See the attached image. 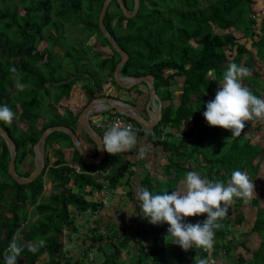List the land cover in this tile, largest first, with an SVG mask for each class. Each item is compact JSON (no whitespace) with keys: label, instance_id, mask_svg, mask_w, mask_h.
<instances>
[{"label":"trees","instance_id":"obj_1","mask_svg":"<svg viewBox=\"0 0 264 264\" xmlns=\"http://www.w3.org/2000/svg\"><path fill=\"white\" fill-rule=\"evenodd\" d=\"M105 1L0 0V104H8L16 113L11 124L0 121V126L6 129L17 145L16 165L33 158L34 146L44 131L58 125L69 126L81 140L86 138L91 141L95 149L90 155H99L98 146L90 135L81 130L79 132L81 112L74 113L66 109L61 113L58 107L65 97H70L74 85L79 81L84 82L82 89L87 94L88 103L100 96L98 92L110 78L117 84L114 72L122 55L100 27V13ZM123 2L129 11L135 10L136 0ZM255 2L140 0L137 13L129 17L123 12L119 1L112 0L104 25L129 54V59L121 69L122 76L154 75L157 93L163 102V116L154 130L151 133L140 130L137 134L170 152L166 165L163 163L158 167V170L163 169L161 174L170 177L165 180L155 178L153 182V174L148 171L139 188L148 187L154 192L166 189L171 192L190 170L200 171L212 179L224 180L237 168L248 174H258L264 148L252 142L250 137L243 136L242 132L241 136L231 137L230 129L209 125L203 115L206 102L214 98L223 72L230 64L228 51L236 50L234 61L238 64L246 55L244 63L250 69L254 67L251 61L256 55L264 59V33L259 40L255 39L259 27L264 32V21L261 26L256 25L255 18L259 12L254 7ZM65 23L82 25L86 37L78 39L62 54L54 51V47L65 44ZM214 25L227 31L216 32ZM235 32H242L244 38L249 37L252 47L257 50L256 54L246 42L239 41ZM95 34L97 43L110 47L112 55L105 58L100 50L92 55L94 45L86 42ZM42 42L47 43L44 48H40ZM58 58L63 59L58 62L60 65L65 60L64 64L69 66L67 69H74L73 77L57 78ZM92 58L96 59L94 65ZM91 66L97 67L95 74L99 77L96 80L92 78ZM107 70V76H100ZM211 74L216 76L215 79ZM178 77L184 78V84L177 102L174 85ZM245 77L251 90L262 96L256 89L257 76L248 74ZM18 78L28 87L18 89ZM46 96L48 99L44 102ZM45 106L49 109L45 115L50 116H43ZM41 118L46 120L42 126L39 125ZM25 121L28 125L22 127ZM0 138V264L17 229L22 230L24 241L34 243L40 238L46 240L38 252L33 253L25 248L18 264L61 263L66 255L63 240L66 226L75 225L77 214L91 211L96 215L104 203L103 200L94 199L95 192L103 191L105 187L116 188L123 182L126 173L127 180H130L136 172L131 167L133 162L127 158V151L116 154L107 152L101 163L86 164L70 134L57 130L47 137L46 165L41 175L31 183L20 184L9 173L11 152L6 139L2 135ZM67 146L73 149L72 160L67 159ZM53 152L55 161H52ZM194 162L196 166L192 167ZM75 163L81 168L75 167ZM34 168L35 162L32 171L25 172L19 166L17 172L28 177ZM97 173L104 176L105 180L96 177ZM47 179H51L59 191L52 192L45 200L42 195L46 190ZM135 193L133 189L130 191L132 199ZM133 202L138 210L137 202ZM247 202L249 200L243 198L234 200V207L223 218L222 227L215 232L216 251L212 254L203 248L184 250L168 242L167 223L151 224L140 215L134 220L137 226L134 232H129L128 224L120 232L114 219L104 222L97 219L95 227L88 232L91 244L84 250L83 257L75 260L70 258L66 264H93V261H89L92 252L100 256V264H127L118 255L121 249H127L132 255L129 260L131 264H198V260L204 256H209L211 264H214L213 259L219 256V249H222L225 257L232 259L230 264H264V207L259 198H253L252 204L258 208L257 216L253 227L243 231L241 227L245 214L241 209ZM206 215L187 219L196 222ZM254 234L260 235L261 244L258 249L251 251L247 244L249 237ZM134 238L136 255L131 249ZM239 247L250 252L251 257H246L242 251L237 253Z\"/></svg>","mask_w":264,"mask_h":264},{"label":"clouds","instance_id":"obj_2","mask_svg":"<svg viewBox=\"0 0 264 264\" xmlns=\"http://www.w3.org/2000/svg\"><path fill=\"white\" fill-rule=\"evenodd\" d=\"M250 71L249 67L231 62L223 72L214 98L206 102L203 112L209 125L230 129L231 137L241 136L246 121L253 117H264V97L255 94L243 82ZM26 87L28 85L18 78L17 88L23 90ZM15 116V111L8 104H0V121L11 124ZM98 144L112 154L129 151L138 144L137 130L131 124L113 122L100 136ZM148 151V145L139 147L140 156ZM182 183L183 189L171 192L139 188L132 200L138 204L135 215H141L151 224L167 223L166 240L184 250L203 248L210 252L215 232L222 227V220L228 216L234 200L243 198L247 201L255 193L254 180L247 172L237 168L226 180L212 179L190 170L184 174ZM132 201L129 207L137 208L132 206ZM205 213L207 215L202 220L193 222L187 219ZM45 244L44 238L34 243L24 241L22 230L17 229L4 251L2 264H18L25 248L35 253ZM198 264H211V259L204 256L198 260Z\"/></svg>","mask_w":264,"mask_h":264},{"label":"rangeland","instance_id":"obj_3","mask_svg":"<svg viewBox=\"0 0 264 264\" xmlns=\"http://www.w3.org/2000/svg\"><path fill=\"white\" fill-rule=\"evenodd\" d=\"M254 7L256 9V11L259 12V14L256 15V21H257V26H261L263 23V18H264V0H256ZM260 28V27H259ZM257 29L256 31L258 32V35L255 36L256 40L260 39V36L263 35V31H261L260 29ZM214 30L216 32H226L227 30H222L220 29L217 25H214ZM236 35L240 38V42L244 43L246 42L247 46L250 48V50L256 54L257 50L252 47L251 43H250V39L249 37H242L243 33L242 32H235ZM64 35L66 37L65 39V44L64 45H57L54 47V51L58 52V53H65V50L68 49V47L73 44L74 42H76L78 39L79 40H83L86 37V32H84L82 30V25L80 26H72L69 23H65V31H64ZM195 41V40H193ZM98 42V37L95 34L94 36H92L91 38H89L87 40L86 43H92L94 45V50L92 51V55H94L95 51L100 50L102 51V55L103 57H109L110 55L113 54V51L111 50L110 47L108 46H102L100 43ZM194 44H196V41L193 42ZM47 43L46 42H42L40 44V48H44L45 45ZM114 47V46H113ZM228 55V61L229 63L233 62L235 57L237 56L236 54V50H232V51H228L227 53ZM246 55L243 56L242 61H241V65L246 66L245 62V58ZM60 60L63 59H57L56 60V64L58 62H60ZM95 58H92V63L94 65L95 62ZM65 62V60H64ZM64 62H62L63 64L60 65L61 63H58L56 66V76L57 78H62V79H66L67 77H73L74 75V69H71V71L69 69H67L69 66H66L64 64ZM254 64V67L251 69L249 75H256L258 78V83L256 84V89L259 91V93H261L262 97H264V59L258 57V55H256L255 59L253 61H251ZM59 65V66H58ZM247 67V66H246ZM90 72L93 75L92 78L93 79H97L99 76L97 74H95V71L97 70L94 67H90ZM108 70L107 71H103L100 76L105 77L108 74ZM169 72V71H168ZM211 77L215 79V75L211 74ZM115 79V78H114ZM183 77H178L177 78V82H175L174 85V89H175V96L177 98V102L179 101V99L181 98L182 95V86L184 84L183 81ZM248 78L244 77L243 78V82L244 84L250 88V85H248L247 80ZM111 78L109 79L110 82ZM115 81L117 82V80L115 79ZM106 82V83H109ZM111 82H113L111 80ZM83 84L84 82L79 81L78 83H76L73 87V91L74 93H76V95L78 96L77 100H67L65 102L64 105H61L58 107V111L61 113H64L66 109H72L73 111H76L75 113H78L80 111H83V109L85 107H83V104L85 101L82 96H80L81 94H84L83 92ZM108 84H105V88ZM113 85V84H111ZM118 86V90L116 89ZM138 89V91H141L143 94L148 95V93L150 94V86L146 81L140 82L138 84L135 85ZM251 89V88H250ZM112 95L115 94L116 91H118L119 94V98L118 99H126L124 101H128L130 102V104L134 103L133 105H136V102L138 100V98L136 99V94H137V90L135 88H124L121 85H113L112 89L110 90ZM135 93V95H134ZM139 94V93H138ZM75 95V98H76ZM118 95V94H117ZM55 96V94L53 95V97ZM135 97V98H134ZM48 99V97L46 96L44 102H46V100ZM121 99V100H122ZM136 101V102H134ZM138 105V104H137ZM140 106L143 105L142 102L139 103ZM157 109L159 110L160 107L157 105ZM48 106H45V112L43 116H50L51 114H46V112H48ZM44 111V109H43ZM42 111V112H43ZM112 112L107 110L106 112L101 113L102 115H104L105 117L110 116ZM100 115V114H98ZM46 120L41 118L39 125L42 126V124L45 122ZM190 123V122H189ZM245 128L242 130V135L246 136V137H250L252 139V142L260 144L261 146L263 145L264 147V117H253L252 119H250L249 121L245 122ZM21 124V123H20ZM22 127H26L28 125V122H22ZM190 125H192L190 123ZM175 130V129H174ZM176 131V130H175ZM0 143H1V138H0ZM56 145V144H55ZM93 145V144H92ZM154 145V144H153ZM155 146V145H154ZM57 147V146H56ZM153 147V146H152ZM158 146H155V148ZM69 148L67 146L66 151V155L67 158L69 160H72L73 157V149ZM151 148L149 147V151L141 158L139 157V152L135 154V158L138 159V161H135L137 164H141L140 166H142L144 169L146 168V170L150 171L151 174H153V182L155 181V178H159L162 180H165L167 178L170 177V175H163L161 174V172H163V169H159V166H162L163 163L164 165H166L165 163L168 162L169 160L167 159V157L170 155V152L168 151H164L162 150V152L159 153V155L161 154V157L163 159L162 162H156L153 160V155H152V151L150 150ZM158 149V148H157ZM0 151H1V147H0ZM55 153H52V158L54 157ZM30 157V156H29ZM28 157V158H29ZM264 157V155H263ZM134 158V159H135ZM33 159V162H32ZM56 158L54 157L53 160H55ZM31 162V163H30ZM153 162H155V164H153ZM193 162V161H191ZM33 163H34V156L33 158L27 159L26 161H24L22 164H17V167H22V169L25 172H30L33 169ZM203 163V162H202ZM75 165L78 167V163H75ZM139 166V165H137ZM139 166V167H140ZM192 167L196 166V162H194L193 164H191ZM116 168V167H115ZM19 169V168H18ZM20 172H22L21 169H19ZM200 172V171H198ZM246 172V171H245ZM201 173V172H200ZM248 174V172H247ZM249 177L254 180V191L255 193H253V198L254 195H258L259 199L261 200L260 197H262L263 200H261V204L263 205L262 207H264V158H263V162L262 165L260 167V170L258 172L257 175L255 174H248ZM96 177H101L100 180H105L104 176L100 175V173L95 174ZM140 187V183L138 182V179L135 178V180L131 179L127 180V175L125 176V179L123 178V182L120 183L116 188L111 189L110 187H105V189L103 191H96L94 196V199H98V200H103V207L101 208L100 211L97 212V214L93 215L91 213V211H88L86 213H82V214H77L76 216V223L75 225H69L68 227L66 226L64 232H65V236L63 235V240H64V250L66 252V255L62 258L61 263L59 264H66L68 259H77V258H81L83 257V253L84 250L87 248V246H89L91 244L90 239L88 238L89 234L88 233L93 227H95L96 225V220L97 219H102L103 222L105 220H109V219H114L115 222L118 223V228L120 230V232L124 231L125 225L128 224L129 225V232H134L137 228L136 223H135V219H137V217H139L140 215H135L137 212L136 208H131L129 207V203L130 201H132V196L130 194V191L133 189L135 191H137ZM183 189V183L182 180L179 182L178 186L175 189ZM57 192L59 191L58 187L54 185V183L52 182L51 179H47L46 180V190L42 195V198L47 200L48 197L51 195L52 192ZM251 196V197H252ZM250 197V198H251ZM90 198V197H89ZM248 204L245 205H250V202H247ZM132 206H135V203L132 201L131 202ZM245 205L243 206V208L241 209L243 212L245 211ZM253 206V205H252ZM234 207V204L232 203L229 210L232 209ZM254 207V206H253ZM255 208V207H254ZM6 209V207H5ZM4 209V210H5ZM256 209V208H255ZM246 214L250 217L253 218L255 217V215H253V217H251V213H248L247 209H246ZM114 215V216H112ZM234 216V215H233ZM234 218V217H233ZM127 225V226H128ZM126 226V227H127ZM243 227V226H242ZM241 227V230L243 229ZM69 234V235H68ZM136 238H134L131 241V249L132 252L134 253V255L137 254L136 251ZM213 251H216L215 246L213 245V248L211 249V254L213 253ZM239 251H242L243 253H245L246 257H251L250 252H247L246 250H244L243 248L239 247L236 252L238 253ZM217 252L219 253L218 257L213 259L214 264H230L232 262V259L228 256L225 257V254L223 253L222 249L217 250ZM118 255L120 257H122V259L127 261V264H131L130 257L132 256L131 254H129L127 249H121L118 253ZM91 258H89V261L92 262L93 264H100L102 262L101 259H99V255L97 254H93V252L91 253Z\"/></svg>","mask_w":264,"mask_h":264},{"label":"water","instance_id":"obj_4","mask_svg":"<svg viewBox=\"0 0 264 264\" xmlns=\"http://www.w3.org/2000/svg\"><path fill=\"white\" fill-rule=\"evenodd\" d=\"M123 12L127 16H133L137 13L139 7H140V0H136V7L134 11H129L124 4L123 0H118ZM112 0H106L104 3V6L102 8V11L100 13V27L102 31L105 33L106 37L110 40L111 44L114 46V48L121 53L122 59L118 63L117 68L114 72V77L117 80V83L121 85L124 88L130 89L134 87L136 84L146 81L150 86V94H149V102L147 105V111H148V117L141 113V111L138 109L136 105L130 104L129 102H126L124 100L114 98V97H95L93 98L88 105L83 109V111L79 115V122L83 126V128L86 130V132L90 135L91 139L95 142V144L99 148V155L97 157H92L84 148L82 145V141L80 139V136L78 133H76L72 128L65 125H58V126H52L47 128L42 136L40 137L38 143L34 146L35 150V168L32 174L28 177H24L20 175L17 172V145L12 138V136L6 131V129L3 126H0V135H2L9 146L10 152H11V160L9 162V173L15 178V180L20 184H27L33 182L37 177L41 175L43 170L45 169L46 165V151H45V143L47 140V137L50 133L53 131L61 130L65 131L70 134L75 147L79 150L82 160L88 164H99L101 163L105 156L107 155V151L99 146L98 142L100 141L101 133L93 126L92 122L89 119V115L94 112H105L107 110H115L118 113L127 115L140 123L142 126L147 127L150 130H153L154 127L161 121L162 119V100L159 97L155 85V78L154 75L150 74L147 76H137V77H124L121 74V69L123 65L127 62L129 59V54L127 51H125L119 43L107 32L105 25H104V18L105 15L109 9V6L111 4ZM124 79H127L128 81H124ZM159 102L160 104V111L158 113L154 112L153 105L156 102ZM106 103V106L103 107L102 104Z\"/></svg>","mask_w":264,"mask_h":264},{"label":"crops","instance_id":"obj_5","mask_svg":"<svg viewBox=\"0 0 264 264\" xmlns=\"http://www.w3.org/2000/svg\"><path fill=\"white\" fill-rule=\"evenodd\" d=\"M106 84H108L107 86H106V88H105V84H104V86H103V88L101 89V91L100 92H98V94L100 95V96H98V97H114V98H119L120 96H119V92L118 91H116L115 92V94L114 95H112V93H111V89H112V87H113V85H117V84H115L114 82H109V83H106ZM111 84H113V85H111ZM135 87V86H134ZM117 90H118V86H117V88H116ZM135 89L138 91V89H137V87H135ZM84 92V91H83ZM139 92H137V94H136V99L138 98V100H137V102L136 101H134V102H136V106L138 107V109L141 111V113L142 114H144L145 116H147L146 118H149L148 117V111H147V105H148V102H149V93H148V95H145V94H142V95H140V94H138ZM118 94V95H117ZM75 95H76V93H74V91L72 90L71 91V95H70V97H65L62 101H61V105H64L65 104V102L67 101V100H77L78 99V96L76 95V98H75ZM134 95H135V93H134ZM80 96H82V98L83 97H85L84 98V100L83 101H85L84 102V104H83V107H86L88 104V97H87V94L84 92V94H81ZM135 98V97H134ZM67 99V100H66ZM121 99H122V97H121ZM123 100V99H122ZM124 100H126V99H124ZM126 102H128V101H126ZM140 102H142L143 103V105L142 106H140L139 105V103ZM130 103V102H129ZM132 104H134V103H132ZM138 104V105H137ZM60 105V106H61ZM103 105V107H105L106 106V103H104V104H102ZM157 105L160 107V104H159V102L157 101L152 107H153V109H154V112L155 113H158L159 111H160V109L158 110L157 109ZM162 105H163V103H162ZM72 110V109H71ZM73 111V110H72ZM109 111H111L112 113L110 114V116H112V115H114L115 113H116V111L115 110H109ZM74 113L76 112V111H73ZM80 112H82V111H80ZM106 112V111H105ZM101 113H103V112H94V113H91L90 115H89V119H90V121L92 122V124L94 123V119H97L98 117H96V116H99L98 114H100V116H102L103 118H110L109 116L108 117H105L104 115H102ZM118 113V112H117ZM141 128V130H143V131H146V132H148V133H151L153 130H150V129H148L147 127H144V126H141L140 127ZM79 132H80V130H81V132L82 133H85L86 132V130L83 128V126L81 125L79 128ZM80 132V133H81ZM82 145L84 146V148L86 149V151L89 153V154H92V152H93V150L95 149V147H94V144L91 142V141H88L86 138H82ZM93 144V145H92ZM143 145H148L151 149V151L153 152L152 153V155H153V160L154 161H156V162H162L163 161V159H164V157L162 158L161 157V154L159 155V153L160 152H162V148L160 147V146H158V147H156L155 148V146L153 145V143L152 142H150V141H148L147 139H146V137L145 136H141V135H139L138 136V144H137V146L136 147H134L133 149H131V150H129V151H127V158H129L132 162H133V165L131 166L134 170H136V172L135 173H133L132 174V178L131 179H133V180H135V178L136 179H138V182L140 183L141 182V180L144 178V176H146L147 174H146V172H148V170H146V168L144 169L142 166H140L141 164H137L135 161H138V159L137 158H135V154L136 153H138L139 152V147L140 146H143ZM55 146H57L58 147V145L56 144ZM153 146V147H152ZM262 147H263V145H262ZM158 148V149H157ZM264 148V147H263ZM67 148H65V150H66ZM72 150V149H71ZM98 150H99V148H98ZM66 152V151H65ZM137 155V154H136ZM141 157H143V156H140L139 155V157L138 158H141ZM54 158V157H53ZM53 158H52V161H55V160H53ZM135 158V159H134ZM144 158V157H143ZM68 159V158H67ZM69 160V159H68ZM34 162H35V155H34ZM153 164H155V162H153ZM137 165H139V166H137ZM75 167H77L76 165H75ZM78 169H80L81 167H80V165L78 164V167H77ZM128 173H126L125 174V176L127 175ZM128 176V175H127ZM259 198V196L258 195H254V198ZM261 198V200H263L262 199V197H260ZM252 200H253V196L249 199V202L251 203L250 205H245V211H244V214H245V221H244V223H243V231H248V230H250L252 227H253V225H254V222H255V219H256V216H257V210H258V208H257V206H254L253 204H252ZM260 200V199H259ZM260 200V201H261ZM261 203V202H260ZM246 204H248V203H246ZM256 208H254L253 206ZM261 206H263L262 204H261ZM246 209H247V211H248V213H251V217H253V215H255V217H254V219L253 218H250L247 214H246ZM260 244H261V237H260V235H258V234H254V235H251L250 237H249V241H248V244H247V246L249 247V250H251V251H255L256 249H258L259 248V246H260ZM251 254V253H250Z\"/></svg>","mask_w":264,"mask_h":264},{"label":"built area","instance_id":"obj_6","mask_svg":"<svg viewBox=\"0 0 264 264\" xmlns=\"http://www.w3.org/2000/svg\"><path fill=\"white\" fill-rule=\"evenodd\" d=\"M100 113V112H99ZM97 119H94L93 126L101 133L105 131V129L110 126L113 122L120 121L122 124H131L137 131H140L141 128L138 126L131 117L121 114V113H115L112 116H109L110 118H103L102 116H96Z\"/></svg>","mask_w":264,"mask_h":264},{"label":"bare ground","instance_id":"obj_7","mask_svg":"<svg viewBox=\"0 0 264 264\" xmlns=\"http://www.w3.org/2000/svg\"><path fill=\"white\" fill-rule=\"evenodd\" d=\"M124 81H128L127 79H124Z\"/></svg>","mask_w":264,"mask_h":264}]
</instances>
